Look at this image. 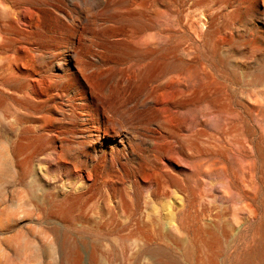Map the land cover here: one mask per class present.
Returning <instances> with one entry per match:
<instances>
[{
    "label": "rangeland",
    "instance_id": "1",
    "mask_svg": "<svg viewBox=\"0 0 264 264\" xmlns=\"http://www.w3.org/2000/svg\"><path fill=\"white\" fill-rule=\"evenodd\" d=\"M73 52L103 84L128 78L129 141L94 128L117 116L88 114L62 66ZM164 60L180 71L164 74ZM193 64L181 92L169 76ZM7 68L40 79L53 116L24 181L5 148L17 131L4 123ZM62 185L63 212L24 211L28 192ZM247 251L264 264V0H0V264H234Z\"/></svg>",
    "mask_w": 264,
    "mask_h": 264
},
{
    "label": "bare ground",
    "instance_id": "2",
    "mask_svg": "<svg viewBox=\"0 0 264 264\" xmlns=\"http://www.w3.org/2000/svg\"><path fill=\"white\" fill-rule=\"evenodd\" d=\"M203 24L205 23L203 22L200 25V27L202 26V28H204ZM210 34H211V30L208 28L205 31H203L202 34L200 35L207 38L210 36ZM134 37H135L134 39H138V40H133L134 44L136 45H146L148 43L147 39H150V36L146 34L145 35L139 34L138 36L135 35ZM139 51H143V50L139 49ZM131 53H132V49L130 47H127L126 45L124 47L123 54L130 56ZM139 56L144 57V55H139ZM68 62H71V64H73V66L75 67V70L71 72V75L73 76V80H74V88H75L74 91H76V94H79V97L80 96L83 97L84 100L85 98H90L91 102L94 105L93 108L87 109L88 114L94 118H97L99 111H102V112L106 111V112H112L113 114L117 116L116 118L115 117L110 118V119L104 120L103 122L96 121L94 124V128L96 129V131H98V134L99 132L108 133L107 131L110 130L111 131L110 135L112 136L121 135L122 136L121 139L126 138L127 141L132 139L133 138L132 135L134 133H137L136 124L139 122L138 120L139 113H138V110H136L134 106L133 107L132 105L128 106L127 104L128 103L127 101L128 92L127 91L129 88V83H128L129 81H127L128 78L125 77L124 75H123L124 77L123 76L117 77V76L111 75V76L106 77V79H104V83L105 81L107 82L109 80V84H103L101 80L97 81L95 80V78L92 77L93 73L86 72V69L84 67L79 66V57L76 52H73L72 55L68 56V61H65V63L62 64V66L66 68L69 64ZM150 67H151L150 63L149 65L148 63L147 64L145 63V70L144 71L143 69L137 70V73L138 74L148 73L150 70ZM194 67L195 65L194 66L190 65L188 68L185 66V69L187 68L185 73H183L184 71L182 73L176 72L175 75L169 76V79L175 82L177 86L178 85L179 87L181 85L184 86L182 87L184 89L180 87L179 91L182 92L185 89H190L191 91L194 90L197 77H198V72L196 71L197 69H195L196 67L195 68ZM132 68H135L134 65L130 66V69ZM160 68L164 74L172 73V71H176V70L180 71L179 64L176 61L164 60V62L160 63ZM4 72H5L4 85H7L9 87L8 89H10L13 92V95L4 94V102H6L7 104V107L4 109V116H5L4 123L6 124V127L9 130L11 128L12 131H13L14 125L17 127V131L15 133L16 135L15 139L13 136L10 135V132L7 131L8 136H6V138L4 137L5 145H6L5 148H6L8 155L11 158H14V157L22 158L20 162L23 168L20 170L18 177L20 181H24L25 178L28 177V174H29L27 166L30 160L37 155L38 148L41 144L42 137H43L42 132L49 130V127L53 126L52 125L53 116L51 117V115H49L48 113H45L49 111H43V108L47 106V101L41 100V95L36 88V85L39 84V80H40L39 78L35 77V75H32V73L30 72H25L19 75V77H21L20 79H17L16 73H14L13 69L11 68H7L6 70L4 69ZM130 73L132 72L130 71ZM134 75H135L134 77H136V73ZM165 83H167V81ZM175 93H178V92H175ZM87 106H88V103L85 102L83 104V107L85 108ZM189 109H190L189 110V114H190L189 124L191 126V134L194 135L196 131V121H197L196 120V109L194 106ZM148 113H150V110ZM124 128H126L128 131H125ZM30 131L35 133L33 138H31V136L29 135L27 136L26 134L27 132H30ZM47 140H48L47 143H49L51 140V136L48 134H47ZM98 142H101V141H98ZM31 148L35 150L30 151ZM78 153L80 154V152ZM52 189L53 188H47L43 190L42 192H37V191H32V190L28 192L26 197H24V199L21 201V205L24 208V211L26 212L29 211L30 208H27V206L29 207L32 206L31 211L36 212V213L40 212L41 214L45 216L51 215L56 212H63L64 210L62 209V207H64L65 205H68L66 203H68V199L71 196L70 186L65 185V187L63 188V185H62L61 189L59 188L56 191H53ZM164 192L166 193L165 190ZM55 205H58V207L55 208L54 207ZM253 257H254L253 251H247L242 256H240V258L236 260L234 264H254Z\"/></svg>",
    "mask_w": 264,
    "mask_h": 264
}]
</instances>
